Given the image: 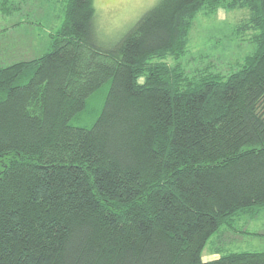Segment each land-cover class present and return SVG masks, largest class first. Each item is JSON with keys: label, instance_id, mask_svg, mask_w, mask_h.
Listing matches in <instances>:
<instances>
[{"label": "trees", "instance_id": "1", "mask_svg": "<svg viewBox=\"0 0 264 264\" xmlns=\"http://www.w3.org/2000/svg\"><path fill=\"white\" fill-rule=\"evenodd\" d=\"M45 1L65 15L48 51L0 66V264H264L203 260L264 207V0H159L113 47L95 0ZM219 9L249 10L253 51L225 81L188 78L195 20ZM106 86L94 124L71 125Z\"/></svg>", "mask_w": 264, "mask_h": 264}, {"label": "rangeland", "instance_id": "2", "mask_svg": "<svg viewBox=\"0 0 264 264\" xmlns=\"http://www.w3.org/2000/svg\"><path fill=\"white\" fill-rule=\"evenodd\" d=\"M158 1L95 0L94 26L98 41L105 47L115 46ZM21 6L22 10L20 7L12 14L0 15V66L41 57L50 48V33L61 27L64 21V7H61L62 10H50L45 0ZM249 16L247 9H219L214 15L200 13L191 31L187 52L177 61L183 65L185 76L199 80L198 74L216 75L225 81L237 71L238 63L254 48L247 35L243 36L237 29ZM169 63L174 61L169 60ZM107 90L108 86L103 87L90 99L87 110L72 119L71 125L92 126L104 106ZM245 216L238 215L233 227L229 226L223 234L213 237L204 254L210 255L212 247L228 251L264 252V237H258L264 236V207L255 210L250 217ZM241 234L245 236L242 235V238Z\"/></svg>", "mask_w": 264, "mask_h": 264}, {"label": "crops", "instance_id": "3", "mask_svg": "<svg viewBox=\"0 0 264 264\" xmlns=\"http://www.w3.org/2000/svg\"><path fill=\"white\" fill-rule=\"evenodd\" d=\"M255 212V211H254ZM254 212L252 213H245L246 216L245 217H250L254 214ZM255 218V217H254ZM244 227V226H243ZM243 234H241V237H242ZM245 236V235H243ZM248 237H252V236H248ZM253 237H256V236H253ZM258 237H264L263 235L262 236H258ZM243 238V237H242ZM245 241V240H244ZM217 250H218V247H212L211 248V254L210 255H205L204 252H203V260L205 262H208V261H213V260H216L220 257V255L217 253Z\"/></svg>", "mask_w": 264, "mask_h": 264}]
</instances>
